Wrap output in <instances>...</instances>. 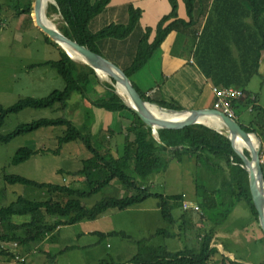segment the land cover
Returning <instances> with one entry per match:
<instances>
[{
    "label": "trees",
    "instance_id": "trees-1",
    "mask_svg": "<svg viewBox=\"0 0 264 264\" xmlns=\"http://www.w3.org/2000/svg\"><path fill=\"white\" fill-rule=\"evenodd\" d=\"M111 1L59 0L58 4L51 6L56 13L61 14L63 22L61 30L67 36L114 60L117 48L128 43L139 25L143 10L130 3L127 23L112 22L100 27L99 17ZM169 1L172 6L171 13L165 15L158 23L156 36L152 42H149V39L153 29L151 27L146 29L148 48L144 50L140 46L137 47L131 64L124 69L125 72L131 77L140 70L174 30L193 33L197 38L194 51L197 65L215 87L234 86L243 89L244 95L234 99L232 106L235 111L239 106L251 109L255 117L242 126L245 130L256 133L264 142V106L258 103L257 97L253 98L254 93L249 89L251 80L259 74L264 50V0H184L189 21L179 17V1ZM32 2L30 1L20 13L31 14ZM201 16H205L206 19L201 31H197L192 27L199 22ZM46 38L49 43L58 45L48 35ZM60 53L61 58L58 61H49L46 64L53 65L58 70L66 82L65 88L55 90L44 98L27 97L9 107L0 105V127L5 124L8 115L19 113L26 108L59 105L65 109L74 92L84 99L89 98L87 86L93 79L99 83L97 72L86 63L81 65L76 62L63 48L60 49ZM74 66L78 68L80 74L87 76L85 83H82L75 74ZM104 84L108 90L101 95L97 93V98L92 104L109 111L127 110L133 113L130 132L125 135L123 149H118L117 153L111 149L105 150L102 143H96L87 125L79 127L65 117L41 118L20 124L7 135L0 134V142L7 143L18 135L43 126L64 125L67 131L65 135L59 137V142L63 144L81 141L91 154L83 161L82 169L73 173L84 175L85 188L39 182L21 175L4 176L8 184L21 183L46 189L50 198L25 201L19 197L17 201L0 207V255L4 257L10 255L9 260L15 258L18 260L24 250H20V247H26V250L38 245L47 234L62 225L96 220L110 209L125 210L151 196L159 199L158 205L164 219L175 225L179 219L174 216L173 209L176 205L183 207L185 196L152 192L150 183L154 175L167 171L171 161L182 162L188 157L195 158L200 174L204 176L202 180L198 176L196 181L197 187L205 190L203 200L197 202L207 227L200 236V246L170 251L165 247L142 245L138 254L128 264H245L233 261L223 254L218 246L213 245L219 231L225 229L229 231V228L238 223L245 229V226L259 222V213L249 186L248 171L243 166L241 157L234 151L231 140L226 134L199 123L183 129H159V139L153 129L143 122L115 91V87L110 83ZM140 93L145 99L152 100L145 93L141 91ZM161 103L171 109L183 110L180 105L165 101ZM263 151L262 149V154ZM39 152L40 150L22 147L16 152L11 163H23ZM245 152L249 155L248 150ZM114 180L123 185L125 189L123 197L106 195L92 206L86 203V199L113 186ZM60 198L66 200L62 201ZM242 202L246 203L249 213L244 220L232 219L235 208ZM188 210L186 208L181 216L185 222ZM16 215H28L30 218L19 224L13 220ZM51 218L54 219L52 222ZM231 223L232 226L227 228L226 225ZM21 230H25L26 234L19 233ZM261 231L264 235L262 229ZM99 234L101 239L113 235L126 237L124 233L118 231ZM157 234L178 236L177 232L166 229H159ZM13 242L19 248L17 252V247L13 248L10 244ZM259 242H264V236ZM98 264L121 263H110L105 259ZM259 264H264V260Z\"/></svg>",
    "mask_w": 264,
    "mask_h": 264
},
{
    "label": "rangeland",
    "instance_id": "rangeland-1",
    "mask_svg": "<svg viewBox=\"0 0 264 264\" xmlns=\"http://www.w3.org/2000/svg\"><path fill=\"white\" fill-rule=\"evenodd\" d=\"M30 1H33L32 4L35 2V0H0V105L4 107L14 105L20 99L27 97H47L55 90L64 89L66 85L58 70L53 65L46 64L61 58L62 47L47 41L46 34L36 26L33 9V14L20 13ZM58 1L55 0L50 4H58ZM50 4L47 15L61 30L63 25L61 14L56 13ZM205 19V16L200 17L199 22L194 26L197 31H201ZM75 61L81 65L84 63L81 59ZM73 69L81 82L85 83L87 76L80 74L76 66ZM98 76L99 83L93 79L87 86L89 98L86 100L90 105L96 100L97 93L102 94L108 90L104 83L116 86V82L111 78ZM260 83L259 77H255L252 84H249V89L255 93L262 86ZM82 99L80 94L74 92L68 108L62 109L59 105L57 107L55 105L47 108H26L19 113L10 114L5 118V124L0 127V134L7 135L20 124L34 122L41 118L65 117L71 119L77 126L83 127L82 119L84 118L79 112L83 110L76 111L74 108ZM83 103L84 101L81 104ZM96 107L93 109L98 116L95 117V125L106 126L105 129L112 126L116 130L113 135L109 132L105 133L104 137L101 136V141L107 142L106 145L111 151L117 153L118 149L122 150L124 147L125 135L130 132L131 122L127 119L122 129L116 127L120 123L118 115L122 111H109L104 107L101 109ZM99 112L102 113L101 116ZM99 117L100 119L97 120ZM254 117V113L248 108L236 107V119L241 124L249 123ZM66 131L67 127L64 125L43 126L32 132L18 135L7 143L0 142V207L17 201L19 197L25 201L50 198L46 189L21 183L8 184L4 179L6 174L21 175L39 182L85 188L84 175L73 173L82 169L83 161L91 154L81 141L61 144L59 137L65 135ZM22 147L40 150V152L23 163L12 164V158ZM56 150L60 151L53 152ZM198 176L200 180L204 177L200 174L195 158L186 157L182 162L171 161L166 172L154 175L151 179L152 192L185 196L186 201L183 207L176 205L173 209L174 216L179 219L175 225L164 219L158 208L159 199L151 196L144 202L125 210L110 209L108 216L68 225L62 229L61 233L56 229L49 233L52 237L44 240L41 245L24 249L18 260L15 258L17 261L9 260L10 255L5 256L4 260L10 262L8 264H26L28 260L31 264H98L107 259L110 263L128 264L138 254L142 245L165 247L170 251L198 248L200 236L207 229L203 215L197 208V202L202 201L205 196L204 188H198L196 185ZM106 195L121 198L125 195V189L118 180H114L113 186L85 201L92 206ZM55 196L58 197V194ZM60 199L66 200V198ZM186 208L189 209L187 222L181 218ZM248 213L249 208L245 202H242L235 208L232 219L244 220ZM29 218L28 215H16L13 220L22 224ZM53 220V218L50 219L51 222ZM226 226L228 228L232 226V223ZM249 226L248 229L238 228L240 231L231 230V228H229L230 232L219 231L213 245L218 246L220 251L233 261L259 264L264 260V242H253L256 241L255 238L258 239V235L262 239L264 235L259 231V222ZM159 229L175 231L178 236L157 234ZM84 231H96V233L81 234ZM108 231L122 232L126 237L113 235L101 239L99 232ZM19 233L26 234V231L21 230ZM99 240L100 243L97 245L85 247V244H92ZM223 240L226 241L225 245ZM10 244L13 248L17 247V252L19 248L16 243ZM217 258L219 259L220 256L218 255Z\"/></svg>",
    "mask_w": 264,
    "mask_h": 264
},
{
    "label": "crops",
    "instance_id": "crops-1",
    "mask_svg": "<svg viewBox=\"0 0 264 264\" xmlns=\"http://www.w3.org/2000/svg\"><path fill=\"white\" fill-rule=\"evenodd\" d=\"M178 1L179 17L189 21L190 18L184 0ZM130 3L135 7L141 8L143 12L139 25L133 32L128 43L126 45H120L116 50L114 59L118 61V65L123 69L129 67L131 64L138 46L144 50L148 48L149 42H152L156 36L158 23L165 15L172 11L169 0H112L106 10L100 15L98 22L99 26L104 27L112 22L127 23L129 20L128 7ZM148 27L153 29L149 42L145 36V31ZM192 28L194 29V26ZM196 43L197 38L191 32H177V30L171 32L165 42L154 52L146 64L140 70L132 74L131 79L137 89L154 101H165L174 105H180L183 109L214 108L216 102V94L213 89L214 85L206 78L196 63L194 56ZM115 60L112 61L114 62ZM119 61H121L120 63L122 64H120ZM257 76L262 86L259 90L255 91L253 98L257 97L258 103L264 106V50L260 61L259 74L255 77ZM252 80L250 82L251 84ZM83 101L84 103L81 104ZM95 107V105H90L88 100H84L83 98L74 108L76 111L80 109L83 110L79 112H81V117L84 118V120L82 118L80 119H82L83 125H87L91 129L94 141H96V143H102V148L109 150L110 148L106 145L107 142L101 141V136L106 135L108 132L113 135L116 130L112 126L105 129L106 126L100 127L95 125V117H98L93 111ZM98 108L101 109L100 107ZM249 110L251 109L249 108ZM98 114H100V116L102 115L101 112ZM118 116L120 123H118L116 127H120L121 129L125 126L124 123L127 119H129L130 122L133 119V113L127 110H123ZM99 119L100 117L97 120ZM243 123L248 124L246 122ZM262 161L264 164V151L262 154ZM109 212L110 210L103 216H108ZM67 226L68 225L60 226L57 232L61 233L62 229ZM249 227L250 226H245L244 228L248 229ZM238 228L243 229L241 223L235 224V226L231 227V230L240 231ZM259 231L262 233L261 229H259ZM225 232H227L226 229ZM228 232H230V230ZM91 233L94 234L96 231H84L81 234ZM50 237L52 236L47 234L44 240L46 241ZM261 239L262 238L258 235V239L255 238L256 241L253 243H258ZM44 240L40 242L39 245H41ZM222 242L225 245L226 241L223 240ZM93 243L85 244V246H94L97 245L96 243L98 242L95 241ZM25 248L26 247H20V250ZM8 263L10 262L5 261L4 256L0 255V264ZM26 264H31V262L28 260Z\"/></svg>",
    "mask_w": 264,
    "mask_h": 264
},
{
    "label": "water",
    "instance_id": "water-1",
    "mask_svg": "<svg viewBox=\"0 0 264 264\" xmlns=\"http://www.w3.org/2000/svg\"><path fill=\"white\" fill-rule=\"evenodd\" d=\"M44 4L45 0H35L33 4V11L36 14V18L34 20L36 26L53 41L58 43L71 56V58L76 59L75 56L68 51L67 47L75 53L81 55L83 62L94 68L98 75H100L99 71L107 73L109 77L116 82L115 91L142 119V121L153 129L159 139V129H183L198 123L214 128L215 130L227 135V137L231 140L234 151L241 157L243 166L248 171L252 198L259 213V226L264 232V169L262 161V138L254 132L245 130L236 118L227 115L222 110L215 108L176 110L167 107L161 102L145 99L135 86L131 77L118 64L104 55L93 51L90 47L67 36L56 26L46 23L43 18V16L47 17V14H45L46 10L44 11ZM117 84H121L125 87L127 96L119 92ZM152 107H160L166 112H177L188 116L179 121L165 120L159 118L152 111ZM205 115H214L219 117L222 122V128H216L203 122L201 118ZM252 136L256 138V143L253 142ZM239 138L247 142L246 149L249 151V155L246 154L245 149L239 148Z\"/></svg>",
    "mask_w": 264,
    "mask_h": 264
},
{
    "label": "bare ground",
    "instance_id": "bare-ground-1",
    "mask_svg": "<svg viewBox=\"0 0 264 264\" xmlns=\"http://www.w3.org/2000/svg\"><path fill=\"white\" fill-rule=\"evenodd\" d=\"M52 2H55V0H45V7H44V11L46 10L45 14H47V8L49 6L50 3ZM51 5V4H50ZM36 18V14L34 12L33 14ZM44 21L46 23H48L49 25H52V26H56L54 24V22L48 17H44ZM68 51L75 56L76 59H81L83 60L82 56L79 55L78 53H75L74 51H72L69 47H67ZM100 75L104 78H110L109 75L103 71H99ZM117 88L119 90V92L123 95H126L127 96V93H126V90H125V87H123V85L121 84H117ZM152 111L161 119H165V120H171V121H179V120H182L184 118H186L188 115L186 114H179L177 112H166L164 110H162L160 107H152L151 108ZM201 120L213 127H216V128H222V122H221V119L217 116H214V115H205L201 118ZM253 137V142L256 143V138L254 136ZM238 145H239V148L241 149H246L247 147V142L244 141L243 139L239 138L238 139Z\"/></svg>",
    "mask_w": 264,
    "mask_h": 264
},
{
    "label": "built area",
    "instance_id": "built-area-1",
    "mask_svg": "<svg viewBox=\"0 0 264 264\" xmlns=\"http://www.w3.org/2000/svg\"><path fill=\"white\" fill-rule=\"evenodd\" d=\"M214 93L216 94V109L224 111L231 117H236V111L232 106L234 99L241 98L244 95V91L239 87H214ZM24 260V259H23Z\"/></svg>",
    "mask_w": 264,
    "mask_h": 264
},
{
    "label": "clouds",
    "instance_id": "clouds-1",
    "mask_svg": "<svg viewBox=\"0 0 264 264\" xmlns=\"http://www.w3.org/2000/svg\"><path fill=\"white\" fill-rule=\"evenodd\" d=\"M215 87V86H214ZM216 109V108H215ZM234 118H236V117H234ZM197 208H198V206H197Z\"/></svg>",
    "mask_w": 264,
    "mask_h": 264
}]
</instances>
